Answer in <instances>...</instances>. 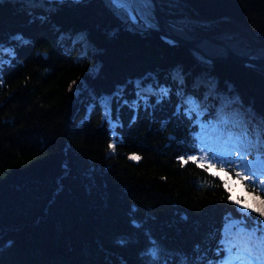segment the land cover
<instances>
[{
	"label": "trees",
	"instance_id": "obj_1",
	"mask_svg": "<svg viewBox=\"0 0 264 264\" xmlns=\"http://www.w3.org/2000/svg\"><path fill=\"white\" fill-rule=\"evenodd\" d=\"M156 2L189 33L264 44V0ZM183 97L204 122L264 121L261 72L171 45L110 0H0V264H149L152 241L220 259L229 218H241L229 197L264 193L232 172L226 190L224 173L178 160L199 153Z\"/></svg>",
	"mask_w": 264,
	"mask_h": 264
},
{
	"label": "snow or ice",
	"instance_id": "obj_2",
	"mask_svg": "<svg viewBox=\"0 0 264 264\" xmlns=\"http://www.w3.org/2000/svg\"><path fill=\"white\" fill-rule=\"evenodd\" d=\"M112 2L124 9L130 18L135 19V0H112ZM146 5V0H141ZM23 42L20 36L14 37ZM75 83V81L73 82ZM169 90L161 88L159 95L161 98L168 95ZM101 103L105 109V119L111 126L119 123L118 117L115 121L111 119V100L107 97L101 98ZM127 103V102H126ZM139 99L132 102L133 107L139 106ZM182 105H186L185 114L192 117L195 113L194 123L200 124V131L194 133L199 153H187L178 157L182 164L192 161L199 166L207 165L205 171H209L214 176H220L224 188H229L228 180L224 179L229 172L234 173L236 183L247 181L241 184V188H250L252 192L264 193V121L254 127L242 121L238 115L218 116L215 122H204L201 120L202 108L199 102L191 97H183ZM180 109H178V112ZM117 140H113L108 145L114 153ZM248 157H252L251 160ZM129 160L139 161L140 157L132 154ZM212 169L218 171L212 172ZM231 179V177H228ZM253 203L230 196V202L237 205L241 218L232 220L225 229L217 247L218 260H207L200 252L199 246L194 249V255L180 253L173 256L162 248L157 242L152 241L146 249L145 254L149 258V264H264V199L259 195L245 193ZM251 213H256L259 219L252 217ZM135 224V221H133ZM171 256V259L169 258Z\"/></svg>",
	"mask_w": 264,
	"mask_h": 264
},
{
	"label": "water",
	"instance_id": "obj_3",
	"mask_svg": "<svg viewBox=\"0 0 264 264\" xmlns=\"http://www.w3.org/2000/svg\"><path fill=\"white\" fill-rule=\"evenodd\" d=\"M47 1L70 2L73 4H77L90 0H47ZM148 3L150 5L151 13L153 16L154 23L152 26H147L146 24L138 20L130 18L131 21H133L134 23L141 24L147 33L156 34L160 39H162L165 42H168L171 45H177L195 51L199 53L203 58L208 59L211 62L217 60L220 62H232V63L242 64L251 69L257 70L264 75V71L258 68L254 63L255 61H257L256 60L257 56L264 53V44L255 45L252 43L248 47L230 48L222 43L223 40L219 36L212 37V36H200V35L192 34L187 32L181 27H177L166 22L159 11L156 0H148ZM175 30L181 32V34H176L174 32ZM202 40H209V41H202ZM240 40L241 38L238 39V41ZM198 42H201V44L197 45ZM205 45H221L223 48H225V51H222V53L218 55H208L198 47ZM238 50H242V51L244 50L245 53L243 54L242 52L237 53ZM259 58H264V57L262 55V57Z\"/></svg>",
	"mask_w": 264,
	"mask_h": 264
},
{
	"label": "bare ground",
	"instance_id": "obj_4",
	"mask_svg": "<svg viewBox=\"0 0 264 264\" xmlns=\"http://www.w3.org/2000/svg\"><path fill=\"white\" fill-rule=\"evenodd\" d=\"M135 3H136V7H135V20H138V21L146 24L147 26H152L154 22H153V16H152V13H151V8H150V5L148 3V0H146V5L147 6H145L143 3H141V0H135ZM174 32L176 34H181V32H179L177 30H175ZM222 40H223L222 43L225 44L226 46L230 47V48H233V47H235V48H241L240 47V41L230 42V41H227L224 38H222ZM202 41H209V40H202ZM198 44H201V42H198L197 45ZM198 47L201 50H203L208 55H218V54H221L222 51H225V48H223L221 45H205V46H198ZM240 52H242V54L245 53L244 50L243 51L242 50H238L237 51V53H240ZM262 55L264 57V53L263 54H260L256 58L257 61H255L254 63H255V65L258 68H260L261 70L264 71V58H259V57H262Z\"/></svg>",
	"mask_w": 264,
	"mask_h": 264
},
{
	"label": "rangeland",
	"instance_id": "obj_5",
	"mask_svg": "<svg viewBox=\"0 0 264 264\" xmlns=\"http://www.w3.org/2000/svg\"><path fill=\"white\" fill-rule=\"evenodd\" d=\"M47 1V0H46ZM111 1V0H110ZM52 2V1H51ZM54 2V1H53ZM112 2V1H111ZM129 16V15H128ZM130 18V17H129ZM131 20V19H130ZM133 22V21H132ZM234 35V34H233ZM233 35H230V34H227V36L229 37V36H233ZM215 37H218V36H215ZM219 37H221V38H223L221 35H219ZM225 39V38H224ZM238 39L239 38H235L234 40H229V38L228 39H226L227 41H230V42H234V41H238ZM245 43H247V42H245ZM245 43H243L242 42V39L240 40V47H248ZM252 43H250V45H251Z\"/></svg>",
	"mask_w": 264,
	"mask_h": 264
}]
</instances>
